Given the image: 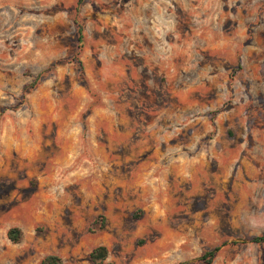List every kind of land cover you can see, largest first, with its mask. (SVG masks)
<instances>
[{"label": "rangeland", "instance_id": "374dc122", "mask_svg": "<svg viewBox=\"0 0 264 264\" xmlns=\"http://www.w3.org/2000/svg\"><path fill=\"white\" fill-rule=\"evenodd\" d=\"M78 1L0 0V264H264V0Z\"/></svg>", "mask_w": 264, "mask_h": 264}, {"label": "trees", "instance_id": "16d2710c", "mask_svg": "<svg viewBox=\"0 0 264 264\" xmlns=\"http://www.w3.org/2000/svg\"><path fill=\"white\" fill-rule=\"evenodd\" d=\"M83 0H79L78 4H81ZM83 26L81 24H78V39L80 43L83 42ZM77 66L78 70L80 71V74L83 75V63L82 61L77 58ZM9 237L15 241L18 242L21 238V230L18 227H13L9 230ZM249 241L255 242V243H262L264 242V234L262 235H256L253 236ZM220 249V246H216L213 249L207 251L200 259L205 260L206 263H211ZM107 255V249L104 246H100L98 248H95L91 253H90V258L92 261H98L100 259H104ZM61 258L58 255L51 254L46 256L41 264H61ZM181 264H188V262H183Z\"/></svg>", "mask_w": 264, "mask_h": 264}]
</instances>
